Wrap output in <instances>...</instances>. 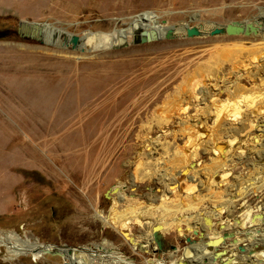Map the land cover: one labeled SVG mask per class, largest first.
Returning a JSON list of instances; mask_svg holds the SVG:
<instances>
[{
  "label": "rangeland",
  "instance_id": "rangeland-1",
  "mask_svg": "<svg viewBox=\"0 0 264 264\" xmlns=\"http://www.w3.org/2000/svg\"><path fill=\"white\" fill-rule=\"evenodd\" d=\"M262 6L0 0V235L42 244L37 261L11 259L2 245L0 264H264V111L255 113L264 110V50L254 64L213 57L264 46V30L188 37L181 27L252 19ZM171 25L169 38L135 42L136 26ZM245 95L253 102L240 105ZM184 199L194 208L175 214L183 229L164 227V248L153 251L162 209ZM224 233L232 236L207 243ZM62 246L73 254H44Z\"/></svg>",
  "mask_w": 264,
  "mask_h": 264
},
{
  "label": "bare ground",
  "instance_id": "bare-ground-1",
  "mask_svg": "<svg viewBox=\"0 0 264 264\" xmlns=\"http://www.w3.org/2000/svg\"><path fill=\"white\" fill-rule=\"evenodd\" d=\"M262 12H264V8L262 10ZM110 22V21H109ZM203 31V30H202ZM53 32V31H52ZM121 32L123 33L124 30H121ZM136 32L139 33L141 32V35H137L136 38H141L144 33H146V31L143 30V27L141 26H136ZM186 32V30H185ZM156 33H159L161 35L164 34V32H162L161 30H158L156 31ZM44 35V34H43ZM174 35V32L171 33V36ZM239 35V34H237ZM47 37V36H46ZM105 37H108V35H106ZM48 38V37H47ZM50 39V38H49ZM54 41H55V44L59 45V46H63L62 48H64V44L59 40L58 36L54 38ZM123 43H127L126 40H122L120 42V44H115L114 46H119ZM239 47V46H238ZM60 49V48H59ZM223 50V49H222ZM232 50V49H231ZM240 50V53L239 52H235V53H231V51H222L220 53H216L214 57V59H219L220 61L221 60H226L229 56L231 55H236L235 59H237L238 57H243L245 61H248V64L249 63H252L254 64L255 60L257 57H260V52L262 50H264V46L261 44H257V45H254L251 47H239ZM51 56V55H50ZM232 58V57H231ZM242 58V59H243ZM234 59V58H233ZM232 59V60H233ZM49 60V58H48ZM263 60L264 59H260V61H258V64L259 62L262 61L263 63ZM26 61V60H25ZM28 61V60H27ZM25 63V62H24ZM27 63L23 64L22 66L26 65ZM247 64V65H248ZM257 64V65H258ZM16 65V64H15ZM217 65V63H216ZM21 66V65H20ZM261 66V65H260ZM17 67V65H16ZM19 67V66H18ZM27 67V66H26ZM23 68V67H22ZM25 68V67H24ZM36 68V67H35ZM49 68V67H48ZM46 68V69H48ZM213 68V67H212ZM16 69V68H15ZM34 69V68H33ZM39 69V68H38ZM204 72V71H203ZM207 73V72H206ZM210 74V73H209ZM205 77V76H204ZM209 77V76H208ZM194 79H197L196 77ZM199 79V78H198ZM197 79V81L199 82V80ZM204 78L200 79V80H203ZM193 80V79H192ZM188 84V83H187ZM195 85V84H194ZM189 84H188V88H189ZM191 88V87H190ZM195 88V87H194ZM194 90V89H193ZM197 90V89H196ZM189 91V89L187 90ZM186 90L184 91L187 92ZM192 91V90H191ZM193 92V91H192ZM264 93V92H263ZM191 98V97H190ZM253 102L252 100L249 99V95H245V97L243 98V100L241 101V104L240 105H247L249 103ZM178 103V100L177 102ZM172 107V106H171ZM239 109V108H238ZM263 110V107L259 108V110H257L255 113L258 115L262 113ZM239 112V111H238ZM164 114V113H163ZM82 119V118H81ZM77 120V119H76ZM169 118L167 117L166 114H164L163 116L161 115L160 117V123L161 124H168L169 123ZM247 135V134H246ZM247 137V136H246ZM194 152H192V155L194 157H196L198 155V153L196 152V150H193ZM198 151V150H197ZM233 151L231 148H228L226 152L224 153H221V155H218V160H223L224 162H226L228 160V156L230 154V152ZM199 152V151H198ZM185 153V152H184ZM186 154V153H185ZM178 155V154H177ZM190 155V153H189ZM188 155V156H189ZM187 156V155H186ZM187 156V157H188ZM177 157V156H176ZM190 157V156H189ZM177 161L181 162V163H184L187 161V158H185V155H181V156H178L177 158ZM216 160V159H215ZM184 166V165H183ZM187 166V165H186ZM196 167V166H195ZM224 178V177H223ZM180 187V186H179ZM118 188V187H117ZM172 189L174 188H177V187H171ZM116 192L118 193L119 192V188L116 190ZM116 193V194H117ZM111 194V193H110ZM112 195H115V194H111ZM188 199H184L182 200L181 202L177 203V205H175L174 203H170V204H167L163 209V216L162 218L160 219V224L154 229L151 230V234H152V240L153 242H155V248L153 251L156 252V250L159 248V244L157 242V240L164 246V232L163 229L164 227L169 229L171 228L173 225H177L178 227H180V230H182L183 228H181V224H180V221L177 219V218H174L175 214L177 212H180L182 214V212L186 209H192L194 208V203L193 202H190V201H187ZM103 211H99V216L102 217V219H104L105 221V226L109 225V224H116L117 225V222L115 221H111L107 216L103 215L102 213ZM133 216V215H132ZM248 217L251 218V215H247ZM170 217H173L172 219H169ZM181 217V216H180ZM182 218V217H181ZM184 219H186V216L183 217ZM188 220V219H187ZM242 221L244 222L245 220L242 219ZM242 222V223H243ZM189 223V222H188ZM191 224V223H189ZM245 224V222L243 223V225ZM115 226V225H114ZM192 228H195L194 226L190 225ZM185 232V229L183 231V233ZM6 235V234H5ZM215 239V238H214ZM214 239H210L212 241V244H214L213 242ZM147 240V238H146ZM148 243V246L149 244L151 243V241H146ZM216 243H221L220 241H216ZM211 244V246H212ZM4 245L7 247V253L10 255V258L13 259V258H16V257H20L22 255H28V254H31L33 256V259L37 261V258H38V255H39V252H40V248L42 247V244L38 241H34L32 240L31 238H27V239H23L18 233L16 232H11L9 234H7L6 236H2L0 235V248L1 246ZM206 245V244H205ZM207 246V245H206ZM98 248L100 249H106L105 245H97ZM147 247V246H146ZM164 248V247H163ZM66 249V247H65ZM105 251V250H104ZM108 251V250H106ZM105 251V252H106ZM110 252H112L111 250H109ZM176 251V250H175ZM190 251V250H189ZM89 253V252H88ZM108 254V252H106ZM73 254V250L71 249V252L70 254H67L66 255V258ZM114 254V252H113ZM190 254V252H189ZM224 254V253H223ZM91 255V254H90ZM112 255V254H111ZM116 257L119 259V261H121L123 258H121L120 256H118L117 254H115ZM170 255V254H169ZM175 255V252H172L171 256H174ZM187 255V254H186ZM109 256V255H108ZM104 257V256H103ZM112 257V256H111ZM101 258V257H100ZM170 258V257H169ZM190 258V257H189ZM104 259V258H103ZM104 261V260H103ZM115 261V260H114ZM85 262V261H84ZM93 262V261H92ZM118 262V261H116ZM115 262V263H116ZM187 261L185 262H182V263H179V258L178 259H173V262L170 264H186ZM86 264V263H85ZM94 264V263H92ZM109 264V263H108ZM194 264V262H193ZM200 264V263H199ZM217 264V263H216ZM223 264V263H222Z\"/></svg>",
  "mask_w": 264,
  "mask_h": 264
},
{
  "label": "water",
  "instance_id": "water-1",
  "mask_svg": "<svg viewBox=\"0 0 264 264\" xmlns=\"http://www.w3.org/2000/svg\"><path fill=\"white\" fill-rule=\"evenodd\" d=\"M264 6L260 7L258 14L252 18V19H246L243 21H230L226 24H218V23H213V25L211 26V28L209 30H204L202 31L200 29V27L198 26H190L188 24H184L181 27H184L186 30V36L188 37H193V36H199V35H203V34H208L211 36L214 35H219V34H228V35H237V34H244L247 36H251L252 34L256 35L259 32H263L264 30V25L263 23L260 22V20L264 21V12H262ZM29 22L24 21L22 24V27L26 26ZM31 26L36 27V29H38V26L40 25V22H36L33 21L31 24ZM174 26H167V30L164 32L163 35L156 33V31L152 30L150 32L144 33V35L141 38H135V42L136 43H140V42H150L159 38H163V37H170L171 33L173 32ZM79 41V37L75 34H73L72 37V42L74 45H76ZM118 188L115 186H113L112 188H110L106 193L105 196L107 198H111V194H116V190ZM111 193V194H110ZM204 233L202 232L200 234L201 237H203ZM229 235L232 236V234H228V233H224L221 237L215 238L214 241H220L223 242L226 237H228ZM247 235L250 237L252 234L249 232L247 233ZM205 237V236H204ZM190 240V238H188V241ZM158 244H159V248L156 251H162L163 249V245L157 240ZM237 242V239H235L234 243ZM208 244H211L212 241L209 239L207 241ZM239 243V241H238ZM66 247V249H65ZM72 247L69 246H62V247H58L55 249H51V248H46V250L44 251L45 253H49V254H58L60 256H63L64 258H66L67 254H70ZM242 250H244L245 248H243V246L241 247Z\"/></svg>",
  "mask_w": 264,
  "mask_h": 264
}]
</instances>
